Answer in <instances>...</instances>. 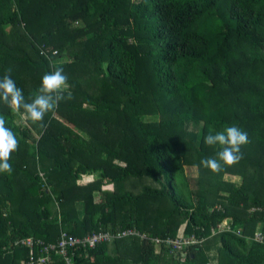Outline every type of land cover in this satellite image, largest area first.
<instances>
[{"label": "trees", "instance_id": "1", "mask_svg": "<svg viewBox=\"0 0 264 264\" xmlns=\"http://www.w3.org/2000/svg\"><path fill=\"white\" fill-rule=\"evenodd\" d=\"M56 68L71 96L41 122L0 103L17 138L0 264L39 255L20 239L129 229L147 238L75 249L73 264H264V0H0V75L30 100ZM230 125L248 143L212 172L203 138ZM187 235L206 240L177 256L153 240Z\"/></svg>", "mask_w": 264, "mask_h": 264}, {"label": "clouds", "instance_id": "2", "mask_svg": "<svg viewBox=\"0 0 264 264\" xmlns=\"http://www.w3.org/2000/svg\"><path fill=\"white\" fill-rule=\"evenodd\" d=\"M67 89V76L62 68L45 72L30 100L25 99L23 90L9 74L0 75V103L23 110V114L32 122H41L47 113L56 108L59 101L70 98L71 93ZM203 142L217 146L218 151L215 157L202 158L200 165L218 172L223 166H231L242 158L241 148L248 143V133L236 125H230L205 135ZM16 147L15 134L0 118V173H11L9 157Z\"/></svg>", "mask_w": 264, "mask_h": 264}, {"label": "built area", "instance_id": "3", "mask_svg": "<svg viewBox=\"0 0 264 264\" xmlns=\"http://www.w3.org/2000/svg\"><path fill=\"white\" fill-rule=\"evenodd\" d=\"M232 229L231 221H223L218 224L217 227L212 228V236L216 233H220L222 231H230ZM237 234L241 235L240 231ZM128 237H139L140 239H146L147 237L134 230H124L117 233L112 232H95L91 235H87L85 237H74L69 235L66 232H62L60 239L57 243H45L41 239H35L33 237H28L25 239H20L15 242V245L26 246L31 248L38 249L39 255H32L28 261L23 262V264H52L53 263V253L55 255L61 256L66 264H73V250L75 249H87L94 248L95 246L104 243V242H112L115 239H122ZM254 241L264 242V236L262 232L257 231L252 237ZM155 242L160 243L164 242V244L170 248V251L177 256L180 253H183L184 250H187L189 247L200 245L204 242L205 237L198 238L195 235L191 236H183L177 237L173 239L159 240L153 239Z\"/></svg>", "mask_w": 264, "mask_h": 264}, {"label": "crops", "instance_id": "4", "mask_svg": "<svg viewBox=\"0 0 264 264\" xmlns=\"http://www.w3.org/2000/svg\"><path fill=\"white\" fill-rule=\"evenodd\" d=\"M186 173L188 176L196 177L198 175V171L196 167H186ZM226 181L234 182V183H241V178L232 175L225 176Z\"/></svg>", "mask_w": 264, "mask_h": 264}, {"label": "rangeland", "instance_id": "5", "mask_svg": "<svg viewBox=\"0 0 264 264\" xmlns=\"http://www.w3.org/2000/svg\"><path fill=\"white\" fill-rule=\"evenodd\" d=\"M151 119V118H150ZM43 175V174H42Z\"/></svg>", "mask_w": 264, "mask_h": 264}]
</instances>
